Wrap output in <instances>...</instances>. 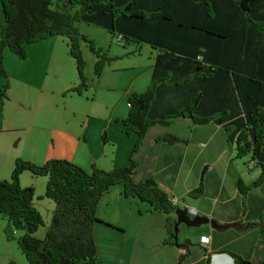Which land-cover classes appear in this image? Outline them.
I'll return each mask as SVG.
<instances>
[{"label": "crops", "instance_id": "obj_1", "mask_svg": "<svg viewBox=\"0 0 264 264\" xmlns=\"http://www.w3.org/2000/svg\"><path fill=\"white\" fill-rule=\"evenodd\" d=\"M112 2L115 6L129 2L127 12L138 9L149 16H111L101 3L79 11L78 31L115 57L94 79L85 72L91 97L80 110L78 103L86 98L68 91L76 83V73L64 37L50 35L26 43L23 58L2 49L8 86L0 103V179L8 178L16 159L37 165L51 158L64 159L86 172L91 164L102 170L128 164L127 155L137 137L125 134L118 121L126 114V97L164 78L155 88L148 120L173 115L196 93L200 94L194 109L197 117L224 115L195 125L177 116L167 126L148 127L131 154L135 163L131 182L153 179L176 208H191L194 215L186 211L190 218L206 216L220 227L179 224L176 240L163 243L165 220H175L173 211L151 210L144 201L123 197L119 187L112 185L96 204L95 216L101 222L92 225L95 248L96 236L121 247V264H234L231 254L251 264H264V232L257 223L264 209V184L245 196L239 194L237 182H253L259 169L246 163L248 156L238 159L234 155L235 136L252 124L256 109H264V33L257 31L232 0H208L210 18L205 5L196 0ZM62 4V9L68 7L67 1ZM248 17L264 22V0L250 3ZM2 23L0 6V28ZM115 35L128 36L138 44L116 41ZM79 45L84 58L92 61L86 43ZM196 62L204 70H218L183 82L194 72ZM82 109V128L78 129ZM165 135L182 142H163ZM256 161L264 162V151ZM38 177L45 176L23 170L18 182L26 187ZM198 187L202 194L191 197L189 192ZM41 197L32 199L35 208ZM114 198L130 206L120 208L112 202ZM45 204L53 208V203ZM4 225L0 217V230ZM202 235L210 238L206 245L198 242Z\"/></svg>", "mask_w": 264, "mask_h": 264}, {"label": "trees", "instance_id": "obj_2", "mask_svg": "<svg viewBox=\"0 0 264 264\" xmlns=\"http://www.w3.org/2000/svg\"><path fill=\"white\" fill-rule=\"evenodd\" d=\"M64 0H0L3 23L0 28V103L5 98L8 86L6 75L1 64V51L7 48L19 58L25 55L26 43L36 41L50 35L62 36L66 40L67 52L73 59L76 73V83L68 90L76 94L86 88L85 76L82 72L83 60L81 57L80 41H84L88 49L95 55L93 72L96 76L103 66L115 57L108 56L106 50L96 47L93 42L77 29L79 11L89 7L92 3L105 5L111 16L123 15L142 19L148 12L132 9L129 12V2L115 6L112 0H65L68 7L62 9ZM206 7V16L212 15L208 0H196ZM242 10L245 18L257 29L264 33V22L249 19V5L253 0H232ZM112 31V30H111ZM126 43H137L128 36H121ZM194 72L188 75L183 82L192 78H204L212 75L218 68L209 67L204 70L196 62ZM159 78L140 93H129L126 97L127 111L123 118L118 119L125 134H135L137 140L130 149L128 164L120 167L102 170L91 165L86 172L80 167L64 159L51 158L37 165L28 161L16 159L7 179H0V217L4 219L3 232L12 228L21 231L14 237L17 248L23 255L26 264H95L96 248L92 235L94 222H101L95 216L96 204L101 195L112 185H117L123 197H130L144 201L151 210L163 214H170L176 208L171 204L166 194L157 186L153 179H144L139 183H132L131 176L134 162L131 154L141 143L146 129L153 124L167 126L175 117H187L190 122L204 124L216 116L223 117L224 112L218 115L197 117L194 114L195 106L200 100V94H193L188 103L173 115L148 120L147 112L154 99V91ZM117 121V120H116ZM227 130V129H226ZM228 131V130H227ZM103 138V137H102ZM161 140L166 143L182 142L178 137L165 135ZM234 155L238 159L248 156L246 163L259 169L257 178L247 185L240 181L236 187L239 194L245 196L247 191L255 190L264 184V162L256 161L264 151V109H256L252 124L245 125L235 136ZM26 170L32 175L45 176L42 196L53 203L49 221L41 237H35L34 231L42 224L40 215L32 204V188L22 187L18 183V175ZM202 190L198 187L189 192L191 197H198ZM264 209L257 223L260 231L264 232ZM174 219L165 220V239L163 243L173 241ZM107 224V223H105ZM8 230L7 232H9ZM8 237H11L9 234ZM234 264H251L241 256L231 254ZM6 264H15L8 260Z\"/></svg>", "mask_w": 264, "mask_h": 264}, {"label": "rangeland", "instance_id": "obj_3", "mask_svg": "<svg viewBox=\"0 0 264 264\" xmlns=\"http://www.w3.org/2000/svg\"><path fill=\"white\" fill-rule=\"evenodd\" d=\"M148 16H149V14H148ZM87 49H88V47H87ZM88 51H90V50L88 49ZM90 54H91V56L94 57V59L92 61L88 60V58H84L85 56H83L81 53V57L83 60L82 72L85 76V84H86V75L87 74L90 76V78H93V79H94V77H97L93 72V64H94L96 57L91 51H90ZM72 62H73V59H72ZM73 65H74V62H73ZM85 72H87V74ZM101 79H102V77H101ZM76 80H77V78H76ZM81 94H82V96H84L86 98V100H84V98L81 97L82 101H81V103H78L79 110L81 109V107L87 106V100H89L91 97L90 96L91 90H88V88L87 89L85 88L81 92ZM78 95H80V94H78ZM82 117H83V109L81 110V118H78V129L82 128V126H81ZM87 129L89 131V135L92 137L93 140H95L96 135H94V131L90 132L89 126L87 127ZM101 139L102 140L105 139L103 135H101ZM86 152H87V150H86ZM91 165H93V164H91ZM76 166H78V165H76ZM78 167H80V166H78ZM80 168L83 169L82 167H80ZM84 171H86V170H84ZM44 182H45V177H44V179L38 177V179L34 182V184H31L32 186L29 185L32 188V199L33 200L35 199L36 195H38V194L42 195L43 194ZM119 193H120V189H119ZM45 202L52 204V202L49 199H47L43 196L40 198V200L36 201V204H35L37 206L36 210L38 211L40 218H41V222H42V224L40 226H38V228L33 233V235L35 237H41L42 236L43 231L46 228L48 221H49V216H50L51 210L47 208V205L45 204ZM112 202H115V204H117L120 208H124V209L126 206L127 207L130 206V204H125V200H122L121 198H114L112 200ZM95 211H96V208H95ZM8 230H10V231L7 232ZM128 231L129 232L131 231L130 227L128 228ZM20 233H21V231L13 230L12 228L7 229L5 232L0 230V264H6V262L8 260H12L15 264H26L25 259H24L23 255L20 253L19 249L17 248L15 240H14V237ZM8 234L11 237H8L7 236ZM96 244H97L96 254H95V260L96 261L107 260V261L112 262L113 264H121V254H120V253H122L121 247L117 246L114 243L105 242L104 239L102 240V238H98V236H96Z\"/></svg>", "mask_w": 264, "mask_h": 264}, {"label": "water", "instance_id": "obj_4", "mask_svg": "<svg viewBox=\"0 0 264 264\" xmlns=\"http://www.w3.org/2000/svg\"><path fill=\"white\" fill-rule=\"evenodd\" d=\"M205 170V167H202L200 171V179L202 178L203 172ZM187 210L185 209H180V208H175L173 210V213L175 215V221L174 224L172 225L173 227V238L176 240V232H177V226L179 224H184L185 227H196L199 226L202 223L210 224V226L214 229L220 227L218 223L214 219H209L206 216H193L192 218L189 217V215L186 212Z\"/></svg>", "mask_w": 264, "mask_h": 264}, {"label": "built area", "instance_id": "obj_5", "mask_svg": "<svg viewBox=\"0 0 264 264\" xmlns=\"http://www.w3.org/2000/svg\"><path fill=\"white\" fill-rule=\"evenodd\" d=\"M189 214H191V215H194V211L193 210H191V208H189L188 209V211H187ZM209 236H205V235H202V236H200V238H199V243L200 244H207L208 242H209Z\"/></svg>", "mask_w": 264, "mask_h": 264}, {"label": "bare ground", "instance_id": "obj_6", "mask_svg": "<svg viewBox=\"0 0 264 264\" xmlns=\"http://www.w3.org/2000/svg\"><path fill=\"white\" fill-rule=\"evenodd\" d=\"M122 38H121V36L120 35H115V40L116 41H120Z\"/></svg>", "mask_w": 264, "mask_h": 264}]
</instances>
